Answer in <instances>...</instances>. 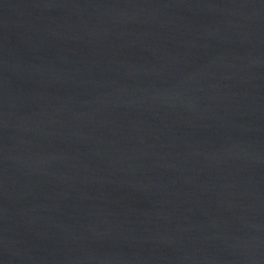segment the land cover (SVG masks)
<instances>
[{
	"label": "water",
	"instance_id": "1",
	"mask_svg": "<svg viewBox=\"0 0 264 264\" xmlns=\"http://www.w3.org/2000/svg\"><path fill=\"white\" fill-rule=\"evenodd\" d=\"M0 264H264V0H0Z\"/></svg>",
	"mask_w": 264,
	"mask_h": 264
}]
</instances>
